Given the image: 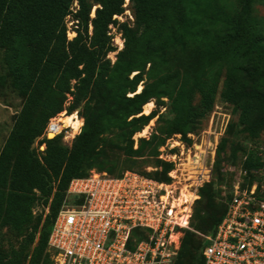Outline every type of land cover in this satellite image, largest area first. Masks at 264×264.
<instances>
[{
    "label": "trees",
    "instance_id": "trees-1",
    "mask_svg": "<svg viewBox=\"0 0 264 264\" xmlns=\"http://www.w3.org/2000/svg\"><path fill=\"white\" fill-rule=\"evenodd\" d=\"M125 1L0 0V86L23 99L0 149V264L52 263L48 237L71 180L93 169L123 173L113 175L117 158L109 148L133 159L150 147L155 171L140 173L169 182L174 164L157 150L173 135L191 144L187 135L217 98L237 119L217 145L211 180L198 189L191 230L173 264H204L206 241L195 233L215 234L225 215V166L238 163L241 187L264 181V17L256 13L264 0H128L133 23L119 25L123 47L110 64L109 26ZM73 3L75 36L67 40ZM149 102L166 105L171 118L144 114ZM78 107L83 124L70 147L62 135L43 136L51 117ZM155 117L150 138L135 146L134 136ZM261 137L263 147L252 146ZM39 201L43 210L34 214ZM4 230L16 243L4 246ZM146 236L136 228L130 240Z\"/></svg>",
    "mask_w": 264,
    "mask_h": 264
},
{
    "label": "built area",
    "instance_id": "built-area-1",
    "mask_svg": "<svg viewBox=\"0 0 264 264\" xmlns=\"http://www.w3.org/2000/svg\"><path fill=\"white\" fill-rule=\"evenodd\" d=\"M65 113L49 119L44 137L70 136L60 119ZM177 171L168 172L167 183L129 170L120 176L94 170L71 180L48 237L51 264H173L204 183L198 174L192 186L185 180L178 187ZM183 192L192 197L178 203ZM228 195L215 234L205 236L204 264H264V181L241 187L240 173ZM136 228L146 230V238L131 241Z\"/></svg>",
    "mask_w": 264,
    "mask_h": 264
},
{
    "label": "rangeland",
    "instance_id": "rangeland-1",
    "mask_svg": "<svg viewBox=\"0 0 264 264\" xmlns=\"http://www.w3.org/2000/svg\"><path fill=\"white\" fill-rule=\"evenodd\" d=\"M75 4L76 3H73L71 7V14L65 18L67 40H71L75 36L76 21L74 16L72 15L74 11L77 9V6ZM94 9L95 7L92 8L90 17L93 16ZM256 13L260 17H264V3L256 6ZM114 18L116 23H113L112 25L109 26L110 42L113 49L110 52H108L106 55V59L109 60L110 64L114 63L116 59V54L123 47V39L121 36L122 33L121 30L119 29V25L122 23L132 25L133 23L131 5L128 3L123 13L120 16ZM91 28L92 27L89 25V33H91ZM2 73H3L2 52L0 51V75ZM22 103H23V99L16 93V91H14L12 88L8 86H0V149L2 148L4 141L6 140L7 135L9 134L13 126L14 119L17 113L19 112ZM68 103L66 104V107L68 106ZM151 103L152 106L150 108V111L156 110L158 114H162L164 118H171L170 114H168L165 110L167 107L166 105L164 107L163 106L156 107L154 102ZM79 110L80 107L76 108L71 114H67L66 111V113L63 114L60 119H62L63 122V117L67 115L70 116L73 114L76 115V112H78ZM77 118L78 119L80 118L79 114H77ZM236 119L237 116L233 114L232 108L228 104L221 102L217 98L212 111L207 116V118L204 121H202V123L199 126V129L196 132H192L189 134L190 136L193 137V138L191 137L192 139L191 144H187L185 141H183L180 138V135H173L165 141L163 146L159 147V149L157 150L158 156L160 154H163L164 157L167 156L169 160H171V162H173L174 164L173 169L178 170L176 173L177 176L176 181L180 182L178 187H182V185L185 183V180L189 186L190 185L192 186V183L196 182L195 179L198 176V174L199 175L201 174L203 176L202 180L204 181H202V183L203 182L207 183L211 180V170L215 158V151L217 145L225 134V130L228 125V122L229 121L235 122ZM155 125H156V117L152 119L148 124V126H146L140 133H137L134 136L135 146L136 144H139V140L142 139L148 140V138H150V135L155 128ZM67 131L68 134H70V136H67V138L64 139L62 138V143L65 146L70 147L74 137L77 136L80 132L79 130L78 132L77 130L74 131V129L70 128V126L67 127ZM49 137L52 138L53 136L50 135ZM262 140L263 137H261L259 141L253 144L252 146L263 147ZM38 142L39 139L35 140L33 144V148H35V151L37 153L40 152ZM107 151L111 154L112 157L115 156L117 158L115 159V165L113 166V170H112L113 175H118L121 172H125L128 170L136 171L139 173L143 170L148 173H151L155 170V168L149 166L153 163L154 161L153 159L155 157L151 153L152 149H150V147H145L143 154L140 157L133 159H126L123 155H121V153L117 149L113 147L107 149ZM226 151L228 152V150ZM94 170L95 169L91 171ZM225 170L226 171L224 172V180H223L224 185L221 186V189H225V193H228L229 192L228 184L233 183L234 179L237 176H239V174L241 173V170L239 169L238 163L234 165L225 166ZM218 183L219 182H217L216 185ZM191 191H193V189H191ZM187 196L189 197L190 195ZM73 198L74 196H70L69 203L72 202ZM194 207H195V202L192 204L190 208L191 216ZM42 210L43 207L41 205V201H39L35 204L33 208V212L34 214H39ZM45 212H47V209L45 210ZM4 232H5L4 243H3L4 246H7V243H16V240L8 232H6L5 230ZM195 234L197 239L200 241L205 240V236H208V233L204 234L199 232Z\"/></svg>",
    "mask_w": 264,
    "mask_h": 264
},
{
    "label": "bare ground",
    "instance_id": "bare-ground-1",
    "mask_svg": "<svg viewBox=\"0 0 264 264\" xmlns=\"http://www.w3.org/2000/svg\"><path fill=\"white\" fill-rule=\"evenodd\" d=\"M140 89H141V87L139 86L138 87V90H140ZM151 106H152V103L151 102H149L146 105H144V107H143L144 108L143 113L144 114H148L150 112ZM61 122H62V119H61ZM63 122H62V124L64 126H70V128L74 129V131L78 130V128L81 126V121L74 114L73 115H70V116L67 115V116L63 117ZM49 138H51V137H49ZM191 197H192V195H190L188 197L187 195H185L184 193H182L180 195L179 199L177 200V202L178 203H181V202H184V201H188Z\"/></svg>",
    "mask_w": 264,
    "mask_h": 264
},
{
    "label": "water",
    "instance_id": "water-1",
    "mask_svg": "<svg viewBox=\"0 0 264 264\" xmlns=\"http://www.w3.org/2000/svg\"><path fill=\"white\" fill-rule=\"evenodd\" d=\"M93 16H94V14H93ZM140 90H141V89H140ZM140 90H139V91H140Z\"/></svg>",
    "mask_w": 264,
    "mask_h": 264
}]
</instances>
